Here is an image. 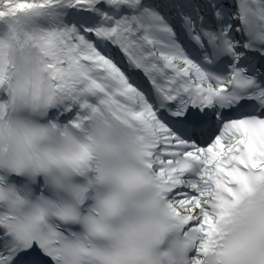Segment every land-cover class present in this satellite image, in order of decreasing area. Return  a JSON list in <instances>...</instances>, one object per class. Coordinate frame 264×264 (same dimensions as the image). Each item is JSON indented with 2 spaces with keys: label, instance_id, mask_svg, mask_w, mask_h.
<instances>
[{
  "label": "snow or ice",
  "instance_id": "snow-or-ice-1",
  "mask_svg": "<svg viewBox=\"0 0 264 264\" xmlns=\"http://www.w3.org/2000/svg\"><path fill=\"white\" fill-rule=\"evenodd\" d=\"M0 264H264V0H0Z\"/></svg>",
  "mask_w": 264,
  "mask_h": 264
}]
</instances>
